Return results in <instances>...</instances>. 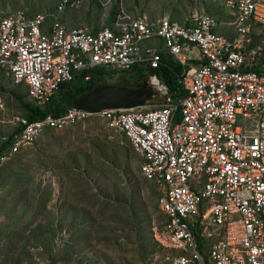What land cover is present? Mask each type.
Instances as JSON below:
<instances>
[{
  "label": "built area",
  "instance_id": "built-area-1",
  "mask_svg": "<svg viewBox=\"0 0 264 264\" xmlns=\"http://www.w3.org/2000/svg\"><path fill=\"white\" fill-rule=\"evenodd\" d=\"M231 4L232 36L218 32L217 18L202 11L187 22L168 16L155 22L123 11L96 32L65 23L68 0L47 14L5 16L0 71L14 85H25L35 106L94 66L148 72L159 67L163 53L183 67L188 94L174 98L151 74L158 104L73 107L59 117L20 119L21 130L1 160L31 148L46 129L99 117L131 142L144 160L142 176L157 189L165 218L151 231L169 254L148 255L143 264H264V47L255 36L264 28V0ZM154 41L164 47L149 45ZM5 104L0 88V109Z\"/></svg>",
  "mask_w": 264,
  "mask_h": 264
},
{
  "label": "rangeland",
  "instance_id": "rangeland-1",
  "mask_svg": "<svg viewBox=\"0 0 264 264\" xmlns=\"http://www.w3.org/2000/svg\"><path fill=\"white\" fill-rule=\"evenodd\" d=\"M60 1L0 0V21L18 12L47 14ZM68 1L65 23L92 32L110 26L123 11L155 22L165 16L187 22L193 11H202L218 19L222 33L231 35L234 27L235 0ZM255 36L264 47V28ZM155 45L164 47L160 41ZM108 72L109 83L133 74ZM139 83L153 88L149 79ZM0 88L6 101L0 109L1 146L18 132L20 119H28L26 105L33 104L27 87L14 85L5 74ZM161 101L158 95L151 103ZM143 161L131 142L99 117L63 130L46 129L31 148L0 159V264H143L148 255L163 259L169 253L154 241L151 225L165 216L154 183L142 176ZM170 255L173 259L176 253Z\"/></svg>",
  "mask_w": 264,
  "mask_h": 264
},
{
  "label": "trees",
  "instance_id": "trees-1",
  "mask_svg": "<svg viewBox=\"0 0 264 264\" xmlns=\"http://www.w3.org/2000/svg\"><path fill=\"white\" fill-rule=\"evenodd\" d=\"M129 72L133 74H125L122 82L109 83V72L103 66H94L90 70L78 74L73 81L64 84L61 92L44 106L27 104V118L29 121H35L49 115L59 117L73 107L101 111L107 108H128L151 103L156 98L155 91L139 83L149 79L151 74H157L161 78L174 98H183L188 94L181 81L183 67L167 53L162 54L158 68L147 72L136 66ZM86 76H90V78L86 79ZM122 89L125 92H122ZM20 130L21 128L18 131ZM14 135H11L0 146V159L12 143Z\"/></svg>",
  "mask_w": 264,
  "mask_h": 264
},
{
  "label": "crops",
  "instance_id": "crops-1",
  "mask_svg": "<svg viewBox=\"0 0 264 264\" xmlns=\"http://www.w3.org/2000/svg\"><path fill=\"white\" fill-rule=\"evenodd\" d=\"M214 16V15H213ZM217 21H218V19H217ZM220 22L218 21V26H217V31L218 32H220V33H222L221 31H220ZM234 26V25H233ZM233 31H234V27H233ZM233 31H232V34L231 35H227V36H232L233 35ZM222 34H224V33H222ZM224 35H226V34H224ZM158 41H155V42H152V43H150L149 45H151V46H156L155 45V43H157ZM161 42V41H160ZM162 43V42H161ZM3 74H5L3 71H0V77H1V75H3ZM150 76V75H149ZM7 150V149H6Z\"/></svg>",
  "mask_w": 264,
  "mask_h": 264
},
{
  "label": "water",
  "instance_id": "water-1",
  "mask_svg": "<svg viewBox=\"0 0 264 264\" xmlns=\"http://www.w3.org/2000/svg\"><path fill=\"white\" fill-rule=\"evenodd\" d=\"M121 91H122V92H125V90H124V89H122ZM99 93H100V92H99Z\"/></svg>",
  "mask_w": 264,
  "mask_h": 264
}]
</instances>
